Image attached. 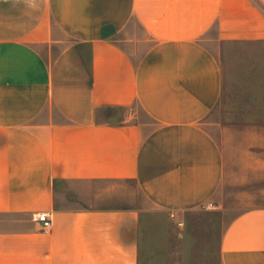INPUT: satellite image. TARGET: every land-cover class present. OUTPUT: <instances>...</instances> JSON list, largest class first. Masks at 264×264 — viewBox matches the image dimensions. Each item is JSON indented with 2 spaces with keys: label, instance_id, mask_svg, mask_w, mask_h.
<instances>
[{
  "label": "crops",
  "instance_id": "obj_1",
  "mask_svg": "<svg viewBox=\"0 0 264 264\" xmlns=\"http://www.w3.org/2000/svg\"><path fill=\"white\" fill-rule=\"evenodd\" d=\"M256 184L264 0H0V264H149L152 211L197 257L264 264V203L227 221L219 195Z\"/></svg>",
  "mask_w": 264,
  "mask_h": 264
},
{
  "label": "rangeland",
  "instance_id": "obj_2",
  "mask_svg": "<svg viewBox=\"0 0 264 264\" xmlns=\"http://www.w3.org/2000/svg\"><path fill=\"white\" fill-rule=\"evenodd\" d=\"M244 68L234 67L232 69V75H238L242 72ZM232 87V85H231ZM140 113L141 110L138 104H134L131 108L126 109H109L105 110L102 114L105 119L108 120H116L122 121L127 117L130 113ZM221 117H224L226 111L221 107L220 109ZM219 117L218 113L215 115ZM264 189V184H256L251 186H243V187H231L227 186L225 189H220L219 195L222 199V206L225 210H221L225 213L227 221L232 219L234 216L241 213L244 209L253 207L256 204L264 203V195H260V191ZM138 202L141 204L145 203L142 195H138ZM171 218L170 215L161 211H152L148 212L147 220L148 224L152 225V228L156 229L157 233V247L160 250H164L163 253L165 256H161L157 259L148 260L149 264H218L216 258H201L199 253L201 251L202 243H206V237L202 236H193V243L191 247L186 248L183 243V239L179 238L178 244H171L170 237V226L167 223L168 219ZM154 225V226H153ZM164 246V247H163ZM185 246V248H184ZM189 250L190 254L188 255L184 250ZM194 250V251H193Z\"/></svg>",
  "mask_w": 264,
  "mask_h": 264
},
{
  "label": "built area",
  "instance_id": "obj_3",
  "mask_svg": "<svg viewBox=\"0 0 264 264\" xmlns=\"http://www.w3.org/2000/svg\"><path fill=\"white\" fill-rule=\"evenodd\" d=\"M33 221L40 224L42 232H50L53 227V216L50 212H41L33 215Z\"/></svg>",
  "mask_w": 264,
  "mask_h": 264
}]
</instances>
